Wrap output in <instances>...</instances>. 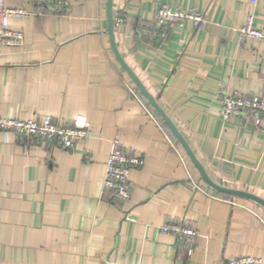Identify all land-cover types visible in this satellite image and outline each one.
I'll use <instances>...</instances> for the list:
<instances>
[{
	"label": "crops",
	"instance_id": "1",
	"mask_svg": "<svg viewBox=\"0 0 264 264\" xmlns=\"http://www.w3.org/2000/svg\"><path fill=\"white\" fill-rule=\"evenodd\" d=\"M5 0L32 12L11 18L19 46L0 56V107L7 118L82 115L90 135L71 149L57 140L0 130V264H264V208L216 191L117 61L107 0ZM163 5L198 12L203 28L159 25ZM118 53L156 98L215 183L264 200V121L244 112L220 118L226 90L264 94V41L239 39L253 11L264 32V0H112ZM121 19L120 23H116ZM114 139L141 164L131 195L104 187ZM192 226L188 243L162 234Z\"/></svg>",
	"mask_w": 264,
	"mask_h": 264
},
{
	"label": "built area",
	"instance_id": "2",
	"mask_svg": "<svg viewBox=\"0 0 264 264\" xmlns=\"http://www.w3.org/2000/svg\"><path fill=\"white\" fill-rule=\"evenodd\" d=\"M52 3L56 9H67L65 0H45ZM257 0H251L252 8ZM32 12L21 6L12 7L0 0V56L4 46H19L23 43L24 36L21 29L10 26L11 18H23ZM155 22L159 25L172 27L179 20H189L197 28H203L207 19L198 12L186 9H173L163 5L154 15ZM117 19L116 23H120ZM239 39H252L264 41V32L255 25L253 11L250 12L245 23L239 28ZM220 118L226 122L232 115L240 112L246 113L255 125L264 121V94L260 91L247 95L238 90H226L221 98ZM0 130L15 132L25 135H37L50 140H57L62 148L71 149L78 142H82L90 135L89 123L82 115L77 116L71 124H58L50 116L38 119L7 118L1 113L0 107ZM141 160L130 156L122 148L119 140L114 139L107 156L105 173L103 178L104 187L112 189L122 200H128L131 195L130 173L133 168L139 166ZM162 234H175L178 238L192 243L197 236L194 227L182 222H167L160 227ZM261 259L254 256H239L231 258L229 264H260Z\"/></svg>",
	"mask_w": 264,
	"mask_h": 264
},
{
	"label": "water",
	"instance_id": "3",
	"mask_svg": "<svg viewBox=\"0 0 264 264\" xmlns=\"http://www.w3.org/2000/svg\"><path fill=\"white\" fill-rule=\"evenodd\" d=\"M112 0L106 1V19H107V33L109 36L111 48L113 50V53L117 59V61L120 63L122 68L126 71V73L130 76L140 93L144 96V98L147 100V102L150 104V106L154 109V111L158 114V116L161 118V120L165 123V125L169 128V130L172 132L176 140L180 143V145L184 148L185 152L193 162V164L196 166V168L199 171L200 178L211 188L215 189L216 191L230 194L233 196H239L247 198L251 201L256 202L257 204L261 205L264 208V200L254 194H251L246 191L237 190L233 188H227L224 186H221L214 181H212L208 175L206 174L204 168L200 164V162L197 160L195 155L193 154L192 150L190 149L189 145L185 141V139L182 137L174 123L171 121L169 116L164 112V110L160 107L155 97H153L148 90L145 88V86L142 84V82L139 80V78L134 74V72L131 70V68L124 62L121 55L118 53L115 40H114V33H113V25H112Z\"/></svg>",
	"mask_w": 264,
	"mask_h": 264
}]
</instances>
